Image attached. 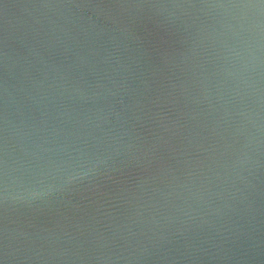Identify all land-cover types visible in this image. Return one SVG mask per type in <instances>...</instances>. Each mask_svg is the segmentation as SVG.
<instances>
[{"label":"water","instance_id":"water-1","mask_svg":"<svg viewBox=\"0 0 264 264\" xmlns=\"http://www.w3.org/2000/svg\"><path fill=\"white\" fill-rule=\"evenodd\" d=\"M0 264H264V0H0Z\"/></svg>","mask_w":264,"mask_h":264}]
</instances>
